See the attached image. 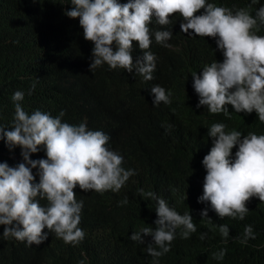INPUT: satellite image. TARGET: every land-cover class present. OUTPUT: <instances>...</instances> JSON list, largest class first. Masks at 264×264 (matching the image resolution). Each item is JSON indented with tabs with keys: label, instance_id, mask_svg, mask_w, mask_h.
I'll use <instances>...</instances> for the list:
<instances>
[{
	"label": "clouds",
	"instance_id": "1",
	"mask_svg": "<svg viewBox=\"0 0 264 264\" xmlns=\"http://www.w3.org/2000/svg\"><path fill=\"white\" fill-rule=\"evenodd\" d=\"M250 8L251 5L233 11L208 0H128L124 4L117 0H11L3 11L1 52L19 57L35 52L41 63L55 54L63 40L79 37L83 47L79 57L73 49L58 58L55 66L35 74L32 67L25 73L33 86V97L51 89L67 92L70 99L65 112L53 117L48 110L36 108L29 114L19 103L24 92L18 90L12 95L15 112L11 130L0 126L5 139L0 141L3 237L26 241L30 246L40 245L48 239L49 232H54L65 243L78 244L85 236L78 227L82 197L93 190L118 192L136 175L134 170L122 167L123 157L112 150L110 134L93 128L98 120L94 106L101 99L90 76L95 80V73L106 66L110 72L117 68L129 73L135 70V74L152 82L157 70L156 55L147 51L152 36L157 44L170 48L167 41L173 34L170 30L153 32L150 24L169 25L170 16L178 14L184 21L180 23L182 33L191 30L196 37L216 39L223 62L214 60L191 73L192 86L199 97L197 108L206 106L212 114L230 117L226 106L231 105L236 113L255 111L259 121L264 122V36L253 31L264 26V6L255 11V16L250 14ZM201 9L204 12L196 15ZM133 41L140 50L133 48ZM147 92L154 96L153 105L171 103L170 92L159 84H150ZM66 112L82 114L77 125L62 122ZM225 128L223 123H213L208 129L212 147L202 160L206 176L198 202L210 204L220 218L243 220L251 198L264 202V134L249 132L241 138L240 131L226 132ZM41 145L47 158L30 159ZM15 146L21 148L23 158ZM234 146L238 150L231 159ZM35 168L38 183H33ZM139 194L156 201V227H143L130 239L144 244L141 234L151 236L146 251L158 264V258L170 251L178 228L183 229V239L197 228L189 212L179 214L155 192L140 189ZM41 199H46V206L41 205ZM127 202V198L122 201ZM200 215L211 222L207 209ZM218 230L227 243L229 227L220 224ZM206 235L202 233L200 238ZM249 238L254 239L255 234L253 227L246 225L240 243L246 244ZM226 251L222 248L213 253V258L222 260Z\"/></svg>",
	"mask_w": 264,
	"mask_h": 264
},
{
	"label": "trees",
	"instance_id": "2",
	"mask_svg": "<svg viewBox=\"0 0 264 264\" xmlns=\"http://www.w3.org/2000/svg\"><path fill=\"white\" fill-rule=\"evenodd\" d=\"M10 1L0 0V28L4 8ZM117 2L124 4L128 0ZM208 2L233 11L251 5L249 11L253 16L259 7L264 6V0H257L255 4L252 0ZM203 12L201 9L196 15ZM169 19L172 23L166 26L149 25L153 32L170 30L173 34L167 41L172 45L170 48L157 44L152 36V44L147 50L156 55L157 70L152 82L135 74V70L129 73L117 68L110 72L106 66L95 73V80L90 76L93 89L101 99L94 106L98 120L93 128H102L110 134L112 150L123 157L122 167L134 170L136 175L131 176L118 192L93 190L82 197L84 205L78 227L85 236L78 244L65 243L54 232H49L46 241L29 246L26 241L4 238V226L0 225V264H80L81 261L83 264H154L153 257L146 251L152 237L141 234L144 244L130 239L132 233L143 227H156V201L142 197L140 189L155 192L181 215L189 212L197 228L187 239L181 238L183 229L178 228L170 251L158 258V264H264V202L257 197L251 198L246 203L249 212L243 220L220 218L210 204L198 202L206 176L202 160L212 147L213 138L208 136L211 125L223 123L226 132L240 131L243 138L249 132L264 134V122L259 121L255 111L236 113L231 105L226 106L230 117L223 113L212 114L206 106L197 108L199 97L192 86L191 73L214 60L223 62L224 56L217 49L215 38L196 37L191 30L182 33L180 23L184 21L178 14ZM253 31L264 36V26ZM132 44L133 48L139 49L136 41ZM81 47L79 37L74 41L63 40L56 47L55 54L44 58L41 63L35 52L19 57L0 51V126L11 130L15 112L12 95L18 90L24 92V99L19 103L29 114L36 108L48 110L51 116L65 112L70 99L67 92L51 89L45 95L33 97V86L25 73L32 67L34 74L53 67L58 58L73 49L75 56L79 57ZM155 83L170 92V104H152L154 96L147 92V87ZM81 116V113L66 112L61 119L77 125ZM0 141H5L2 134ZM14 149L21 156V148L15 146ZM237 150L238 146H234L231 159ZM46 158L43 145L36 153L30 154L32 160ZM32 172L35 176L33 183H38V168ZM77 188L78 185L73 191ZM125 198L128 200L126 204L122 203ZM45 200H40L42 206H46ZM204 209H207L211 222L201 217ZM220 224L229 227L227 243L219 233ZM246 225L253 227L255 238L242 244L240 240ZM202 233L207 234L204 239L200 238ZM222 248L227 249L224 258L214 259L213 253Z\"/></svg>",
	"mask_w": 264,
	"mask_h": 264
}]
</instances>
